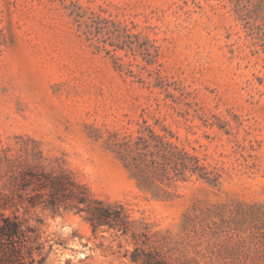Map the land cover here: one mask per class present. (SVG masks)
I'll return each mask as SVG.
<instances>
[{"label":"rangeland","instance_id":"rangeland-1","mask_svg":"<svg viewBox=\"0 0 264 264\" xmlns=\"http://www.w3.org/2000/svg\"><path fill=\"white\" fill-rule=\"evenodd\" d=\"M4 197L34 264H264V0H0Z\"/></svg>","mask_w":264,"mask_h":264},{"label":"trees","instance_id":"trees-1","mask_svg":"<svg viewBox=\"0 0 264 264\" xmlns=\"http://www.w3.org/2000/svg\"><path fill=\"white\" fill-rule=\"evenodd\" d=\"M46 181L41 183H35L36 187L34 194L29 196L28 203L31 206H35L40 203L51 209H58L64 204V200L61 199L60 193L66 190L64 182L66 178L63 176H46ZM39 182V181H37ZM45 190L48 199L45 201H38L43 193L39 191ZM3 201L7 200L4 197ZM83 200V199H82ZM5 206V205H4ZM106 210L96 208L95 213L89 218V221L94 227L105 225L107 221ZM38 239V235L35 229L30 227H23L21 222L16 217H8L1 215L0 217V264H34L35 259L33 257V251L39 252V247L33 248L32 244ZM40 255V253H39ZM41 257L37 264H41ZM154 264H160L158 261H154Z\"/></svg>","mask_w":264,"mask_h":264}]
</instances>
